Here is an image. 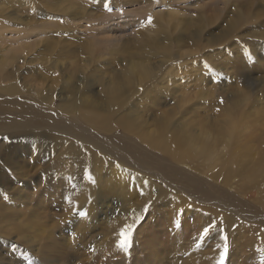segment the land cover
Returning a JSON list of instances; mask_svg holds the SVG:
<instances>
[{
    "label": "rangeland",
    "instance_id": "obj_1",
    "mask_svg": "<svg viewBox=\"0 0 264 264\" xmlns=\"http://www.w3.org/2000/svg\"><path fill=\"white\" fill-rule=\"evenodd\" d=\"M3 169L0 264H264V0H0Z\"/></svg>",
    "mask_w": 264,
    "mask_h": 264
},
{
    "label": "snow or ice",
    "instance_id": "obj_2",
    "mask_svg": "<svg viewBox=\"0 0 264 264\" xmlns=\"http://www.w3.org/2000/svg\"><path fill=\"white\" fill-rule=\"evenodd\" d=\"M152 20H153V18L150 17V18H149V23H150V24H151ZM221 102H223V101H221ZM80 215H81V216H85L86 213L81 212ZM136 218H137V219H141V217H139V216H137ZM134 228H135V227H134V223H133V224H128V225L125 227L123 234H124L126 240H127L128 238H130V236H131L132 233H133ZM223 259H224V258L221 257L220 264H223Z\"/></svg>",
    "mask_w": 264,
    "mask_h": 264
},
{
    "label": "bare ground",
    "instance_id": "obj_3",
    "mask_svg": "<svg viewBox=\"0 0 264 264\" xmlns=\"http://www.w3.org/2000/svg\"><path fill=\"white\" fill-rule=\"evenodd\" d=\"M168 143H174V144H178V142L179 141H177V140H171L170 138H164ZM6 156H7V154H6ZM9 157V156H8ZM13 157V156H12ZM9 159V158H8ZM5 162V161H4ZM5 172V170L3 169V170H1L0 171V174H3ZM11 264H13V263H11Z\"/></svg>",
    "mask_w": 264,
    "mask_h": 264
}]
</instances>
